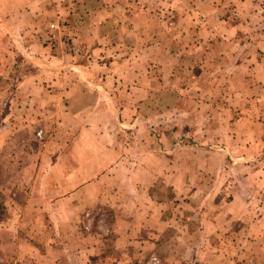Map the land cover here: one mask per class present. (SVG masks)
<instances>
[{"label":"rangeland","instance_id":"obj_1","mask_svg":"<svg viewBox=\"0 0 264 264\" xmlns=\"http://www.w3.org/2000/svg\"><path fill=\"white\" fill-rule=\"evenodd\" d=\"M0 264H264V0H0Z\"/></svg>","mask_w":264,"mask_h":264},{"label":"crops","instance_id":"obj_2","mask_svg":"<svg viewBox=\"0 0 264 264\" xmlns=\"http://www.w3.org/2000/svg\"><path fill=\"white\" fill-rule=\"evenodd\" d=\"M197 261H198V260H197ZM197 261H196L195 263H198Z\"/></svg>","mask_w":264,"mask_h":264}]
</instances>
